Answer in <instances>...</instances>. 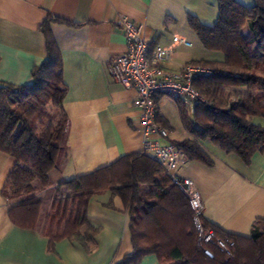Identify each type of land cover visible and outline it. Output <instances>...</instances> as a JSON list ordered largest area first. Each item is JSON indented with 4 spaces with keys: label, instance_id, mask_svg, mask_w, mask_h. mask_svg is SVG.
<instances>
[{
    "label": "crops",
    "instance_id": "crops-1",
    "mask_svg": "<svg viewBox=\"0 0 264 264\" xmlns=\"http://www.w3.org/2000/svg\"><path fill=\"white\" fill-rule=\"evenodd\" d=\"M237 1L249 5V0ZM119 15L143 26L150 51L155 44L171 47L173 57L166 68L176 70L208 59L210 51L202 46L188 18L213 25L218 6L217 0H0V48L4 50L0 85L31 83L32 70L46 57L41 26L56 19L50 22V30L65 88L67 155L47 173L50 185L36 192L38 196L53 197L58 185L138 153L142 147L138 111L132 104L136 91L113 81L108 73L110 59L125 49L123 32L116 25ZM154 99L160 123L168 130L167 140L177 142L169 137L171 123L162 111L172 101L180 110L177 102L162 95ZM252 120L264 127L263 118ZM202 146L212 164L185 158L179 175L193 180L204 204V220L226 232L249 235L255 219L264 217V151L255 152L246 163L209 140ZM13 166L14 159L0 151V264H115L131 252L128 214L108 190L88 201L87 220L97 229L93 240L86 247L61 240L54 252H48L41 232L14 226L8 217L11 202L2 189ZM156 263L154 255L139 262Z\"/></svg>",
    "mask_w": 264,
    "mask_h": 264
},
{
    "label": "trees",
    "instance_id": "trees-1",
    "mask_svg": "<svg viewBox=\"0 0 264 264\" xmlns=\"http://www.w3.org/2000/svg\"><path fill=\"white\" fill-rule=\"evenodd\" d=\"M217 6L213 25L188 18L202 46L223 57L196 62L213 70L194 81L206 102L195 106L193 120L188 122L183 104L176 101L188 137L173 143L186 159L207 165L212 161L202 146L204 140L248 163L255 152L264 151V127L252 120L264 119V0H254L250 7L237 0H217ZM53 20L41 26L46 57L32 70L31 83L0 85V151L14 159L2 193L8 200L18 198L10 204L8 217L14 226L37 232L51 195L36 192L48 189L47 173L67 155V116L62 108L65 88L50 30ZM244 26L250 38L243 33ZM48 103L59 109L61 119L43 125L38 118ZM156 120L161 122L158 112ZM105 190L121 200L129 219L132 250L115 264H139L146 255H154L156 264H264V217L255 219L249 235L226 232L203 218L217 236L234 242L233 257L225 258L213 249L214 258H207L196 244L186 197L158 163L140 152L123 155L54 189L53 198L62 207L60 216L52 214L42 233L48 252H54L61 240L84 247L93 240L97 229L88 223L87 205L92 195Z\"/></svg>",
    "mask_w": 264,
    "mask_h": 264
},
{
    "label": "built area",
    "instance_id": "built-area-1",
    "mask_svg": "<svg viewBox=\"0 0 264 264\" xmlns=\"http://www.w3.org/2000/svg\"><path fill=\"white\" fill-rule=\"evenodd\" d=\"M116 25L125 39V49L108 63L110 78L122 85L134 87L132 102L138 111L137 123L141 132L140 154L158 163L163 173L184 194L192 212L196 231V244L207 258H214V250L225 258L234 255V242L217 236L214 229L203 223L204 204L193 180L179 175L178 168L185 159L184 153L167 140L168 130L157 120L155 97L162 95L180 101L193 113L205 97L194 87L195 79L209 76L213 70L208 65L186 63L176 70L166 68L173 57L171 47L155 44L150 51L141 24L125 15H119ZM178 41V37L173 38Z\"/></svg>",
    "mask_w": 264,
    "mask_h": 264
},
{
    "label": "rangeland",
    "instance_id": "rangeland-1",
    "mask_svg": "<svg viewBox=\"0 0 264 264\" xmlns=\"http://www.w3.org/2000/svg\"><path fill=\"white\" fill-rule=\"evenodd\" d=\"M249 5L242 4L244 6L250 7L254 5V0H249ZM243 33L247 36V38H250V33L248 31V28L244 26ZM210 53V54H209ZM223 57L222 53L219 51H210L208 52V56L206 60L213 61L216 59H221ZM262 75V74H261ZM176 101V100H175ZM184 113L186 114V118L188 122H191L193 120L192 113H189L188 106L183 105ZM162 111L166 116L169 118V122L171 123V133L170 138L174 141H182L183 139L188 137V133L186 132L185 124L182 120L180 110L177 109V106L175 102H170L167 106H165ZM40 122L43 123V125H47L49 122L56 123L58 120L61 119V114L59 109L56 106H53L51 103L47 104L46 110L44 112V115L42 117L38 118ZM18 198H12L10 199V202L13 203L17 201ZM61 207L62 202L58 199L53 198L50 196V200L47 202L46 208H45V216L42 219V222L39 225V231L41 233H44L46 231V228L48 226V221L52 214H54L57 218L61 214Z\"/></svg>",
    "mask_w": 264,
    "mask_h": 264
},
{
    "label": "snow or ice",
    "instance_id": "snow-or-ice-1",
    "mask_svg": "<svg viewBox=\"0 0 264 264\" xmlns=\"http://www.w3.org/2000/svg\"><path fill=\"white\" fill-rule=\"evenodd\" d=\"M4 54V50L2 48H0V55Z\"/></svg>",
    "mask_w": 264,
    "mask_h": 264
}]
</instances>
